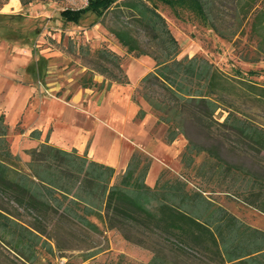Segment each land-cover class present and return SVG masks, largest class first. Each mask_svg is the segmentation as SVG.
<instances>
[{
  "label": "trees",
  "instance_id": "1",
  "mask_svg": "<svg viewBox=\"0 0 264 264\" xmlns=\"http://www.w3.org/2000/svg\"><path fill=\"white\" fill-rule=\"evenodd\" d=\"M34 1L21 0L23 6ZM156 1L191 9L217 35L233 41L242 60L255 63L264 58V0H234L229 18L218 15L217 0H123L121 4L147 29L148 41L144 45L127 28L113 30L129 52L137 57L148 54L156 61L134 95L143 97L158 121L168 126V143L179 135L189 139L181 156L185 168L195 166L197 157L204 154L195 166V177L212 181L221 176L220 191L264 212V182L246 166L227 160L217 148L232 140L245 146L248 156L264 153V125L248 115L251 110H264V86L226 74L200 54L179 58V42ZM7 2L0 0V6ZM117 2L92 0L81 8L67 7L61 15L79 23L89 12L104 16ZM93 53L103 63L98 70L106 79L97 82L91 69L78 80L82 88L108 90L114 81L128 82L119 54L106 47ZM220 109L228 113L224 121L216 117ZM144 114L142 109L139 117ZM9 129L0 112V241L20 256H32L41 241L51 238L46 222L51 214L61 212L67 220L77 219L83 229L98 231L99 225L90 219L96 215L109 229L121 231L128 241L145 248L146 242L137 236L157 234L175 245L152 247L154 255L148 264H196L192 250L206 256L200 264H264V230L244 224L210 200L204 193L216 192L210 183L191 188L188 176L162 180L163 172L151 187L146 180L151 159L138 151L113 183L116 168L75 148L67 151L49 142L27 151L31 160L24 169L21 156L11 150ZM191 130L206 135V141L197 143ZM40 134L33 130L30 135L38 138Z\"/></svg>",
  "mask_w": 264,
  "mask_h": 264
},
{
  "label": "rangeland",
  "instance_id": "2",
  "mask_svg": "<svg viewBox=\"0 0 264 264\" xmlns=\"http://www.w3.org/2000/svg\"><path fill=\"white\" fill-rule=\"evenodd\" d=\"M122 1L118 0L104 16L87 13L79 23L66 21L61 15L67 7H80L74 5L72 0H37L24 6L21 0H8L0 6V112L5 114L10 128L8 139L11 150L21 156L24 169H27L31 160L27 151L41 145L49 129L55 131L58 125L66 124L61 116V105L65 110L90 116V141H95L96 134L100 132L102 137L113 133L128 143H135L131 134L139 135L145 119L140 121L134 115L125 118V127L119 134L109 124L111 112L113 108H119L124 110L125 117L129 116L127 105L133 100L141 77L155 69L156 61L148 54L135 56L113 33L114 29L127 28L140 37L144 45L148 41L147 29L137 22L133 12L123 6ZM155 4L179 42V58L200 54L224 73L243 76L264 86V58L255 63L246 62L239 57L233 41L217 35L191 9L173 8L159 1ZM234 4V0H217L218 15L229 18ZM100 47H106L122 57L123 73L127 75L128 83L114 81L109 91L101 90L99 86H80L78 80L91 69L97 82L106 79V75L98 70L103 63L93 53ZM137 104L141 109H147L146 116L150 114L153 119L158 118L143 97L138 96ZM227 114L226 110L220 109L216 117L224 121ZM248 115L250 119L264 125V110H251ZM162 124L165 123L153 127L149 123L146 127L150 129V135L155 137ZM163 126L167 131L168 126ZM36 128L43 131L40 139L30 137V132ZM191 133L197 143L206 141L203 133L192 130ZM52 135L53 132L50 137L53 143ZM163 137L165 144L174 147L160 154L158 160L145 150L135 149L151 159V168L146 177L151 187H155L163 172L162 180L173 181L176 176L182 179L188 176L191 188L210 183L208 186L216 189V192H204L210 200L223 206L230 214L233 213L244 224L264 230V212L245 204L241 198L220 191L217 182L221 181V176L216 175L212 181L195 177V166L201 163L204 154L197 157L195 166L185 168L181 156L189 142L186 136L179 135L172 143ZM232 145L239 149L230 151ZM102 147L100 143L98 150ZM217 148L227 160L246 166L264 182V153L248 156L247 148L232 140L224 147L217 145ZM103 156L101 153L91 158L88 154L90 159L95 160ZM123 171L116 168L113 183ZM149 175L154 179L149 180ZM6 205L12 209V206ZM90 219L99 225L98 231L83 229L77 219L67 220L61 212L53 213L46 222L52 235L50 239L41 241L32 256H20L7 243L0 241V264H148L154 255L152 247L175 246L157 234L137 236L146 242L145 248L128 241L121 231L109 229L98 216L92 215ZM191 255L197 260L196 264L206 258L197 250H192Z\"/></svg>",
  "mask_w": 264,
  "mask_h": 264
},
{
  "label": "crops",
  "instance_id": "3",
  "mask_svg": "<svg viewBox=\"0 0 264 264\" xmlns=\"http://www.w3.org/2000/svg\"><path fill=\"white\" fill-rule=\"evenodd\" d=\"M146 74H144L143 76H145ZM140 82H141V79L139 83ZM111 87L108 90H104V91H109ZM135 91L133 93V100H131L129 105H127V109L130 111L129 116L125 117L124 110L119 109V108H113L112 110L113 112H111V118L109 120L110 121L109 124L114 126V129L117 132H119V134H121V131L125 127V124H124L125 118L127 119L131 115H134V117L137 116L140 121L145 119L144 125L142 127V131L139 133V135H135L134 133L131 134L133 137L132 139L135 141L134 144H131L130 142L128 143L127 141H125L124 138H121V136H118V135H114L113 133H111L113 136L109 135L108 137H102L103 135H101L100 132L96 134L94 138L95 141L94 140L90 141L89 139L90 130L88 128L90 126V120H89L90 116L86 113L84 114L83 112L74 113V112L65 110L64 106L61 105L60 103L58 104L59 106L61 105L62 107V108L60 107L61 112H63V115L61 116L62 118H64V121L66 122V124L64 126L58 125L55 131H53L52 128L49 129L43 142H49L52 145L56 147L58 146L67 151H72V149L75 148L78 150V152L79 151L82 152V153L79 152L80 154H87V151H88V154H90L91 158L92 157L96 158V156H99L101 155V153H103L104 155L103 158L96 159V160L93 159V160L99 163L102 162L114 168H119L124 171L127 169L129 160L131 159L132 155L135 153L136 148L145 150V152L150 153V155L154 156L158 160L159 159L158 156L160 154H163L166 151L167 152L171 151L174 145L170 147L169 145L165 144V142L163 141V138H164L163 135L165 136L164 133H166L165 127L163 126L165 124H162L160 126L155 137L150 135V129L147 130L146 126H149V123H150V125H153L154 127L158 123H162V122H159L158 118L154 117L153 119V117H151L150 114H149V117L146 116L147 109L145 107L142 108L145 110V114L142 116V118L139 117V113L142 109L140 108V105L137 104L138 98H136L134 95ZM33 130H38L41 132V134L38 138H33L31 137V135L30 137L32 139H40L42 137L43 131L38 128L33 129ZM52 132H53V135H52L53 143L50 141ZM43 142L41 144H43ZM100 143L103 144V147L101 149H103L104 152H102L103 150L101 149L98 150ZM70 146L72 147L69 148ZM148 179L153 180L154 177L152 175H149Z\"/></svg>",
  "mask_w": 264,
  "mask_h": 264
},
{
  "label": "built area",
  "instance_id": "4",
  "mask_svg": "<svg viewBox=\"0 0 264 264\" xmlns=\"http://www.w3.org/2000/svg\"><path fill=\"white\" fill-rule=\"evenodd\" d=\"M74 5L80 6H87L92 0H72Z\"/></svg>",
  "mask_w": 264,
  "mask_h": 264
}]
</instances>
